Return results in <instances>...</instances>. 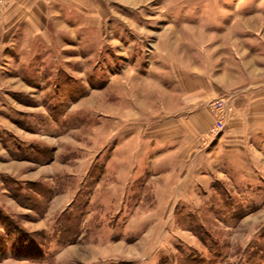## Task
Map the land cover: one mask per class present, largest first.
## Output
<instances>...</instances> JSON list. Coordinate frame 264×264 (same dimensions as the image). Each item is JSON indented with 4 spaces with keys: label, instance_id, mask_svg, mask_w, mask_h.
I'll return each mask as SVG.
<instances>
[{
    "label": "rangeland",
    "instance_id": "374dc122",
    "mask_svg": "<svg viewBox=\"0 0 264 264\" xmlns=\"http://www.w3.org/2000/svg\"><path fill=\"white\" fill-rule=\"evenodd\" d=\"M244 93L264 0H0V264H264Z\"/></svg>",
    "mask_w": 264,
    "mask_h": 264
},
{
    "label": "crops",
    "instance_id": "0c3cea01",
    "mask_svg": "<svg viewBox=\"0 0 264 264\" xmlns=\"http://www.w3.org/2000/svg\"><path fill=\"white\" fill-rule=\"evenodd\" d=\"M233 31H240V32H242L238 36L239 39H240L241 44L243 42H245V38L249 37L247 35H250V36L252 35V34L245 35L246 30H242V28H241L240 25L235 24V23H232V24H228V26H227V33H225V35L222 36V41H224V36L229 35ZM252 37H253V40L252 41L254 42V44L256 43V44L261 45V42H262L261 36L254 35ZM244 77L245 76H243V78H241L239 76L238 77V79H240L239 82H241L242 80L245 81V82H248L249 81V80L245 79ZM245 82H242V83H245ZM238 99H243L244 100V103H245L244 104V110L247 111V112H251V113L254 111V109H251V107H253L254 105L258 104L259 101H261L260 102V107L259 108H255V111L256 112H258V111H263L264 112V107H262V104H264V93L262 95H258V94L255 95L253 93H251V94L250 93H247V94L244 93V94H241V96H239V94H238V95H236V98H234V100L231 101V103H233V105L236 104L235 101L238 100ZM238 101H240V100H238Z\"/></svg>",
    "mask_w": 264,
    "mask_h": 264
}]
</instances>
